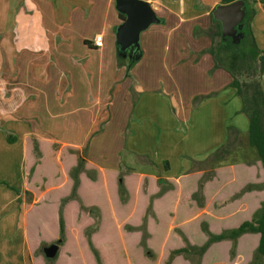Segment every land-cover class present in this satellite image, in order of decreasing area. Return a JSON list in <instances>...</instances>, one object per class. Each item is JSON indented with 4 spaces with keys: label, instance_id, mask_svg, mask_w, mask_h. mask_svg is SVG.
Here are the masks:
<instances>
[{
    "label": "crops",
    "instance_id": "obj_1",
    "mask_svg": "<svg viewBox=\"0 0 264 264\" xmlns=\"http://www.w3.org/2000/svg\"><path fill=\"white\" fill-rule=\"evenodd\" d=\"M146 1L168 12L194 7L202 19L207 13L210 19L213 6L221 3ZM254 1L251 31L257 46L264 50V0ZM120 21L114 0H0V264H31L24 236L25 206L32 203L24 186L25 138L73 145L82 161L123 173L131 171L125 165L130 159L161 155L169 171L170 159L174 160L176 173L187 168L182 157L187 152L188 133L181 131L179 124L185 126L190 117L192 122L197 119L209 124L220 122L221 117L227 124L233 115L231 123L240 132L237 148L242 143L247 146L253 162H245L247 156L229 153L215 161L213 168L258 161L257 151L242 136L248 131V119L239 111L241 101L229 86V73L213 68L205 51L210 39L194 34L196 28H208L211 20L198 21L190 37L182 39L190 49L189 60L196 58L197 62L177 63L189 50L166 46L162 54L150 52V57L165 62L158 68L152 63L143 68L121 65L115 46V27ZM172 24L170 30L178 26ZM153 25L140 34L143 45L150 42L157 46L162 37L168 45L172 43L175 36L165 34L162 28L153 29ZM151 30L158 34L147 36ZM98 34L102 36L100 47L93 43ZM141 47L136 62L145 58ZM170 58L172 65H167ZM261 78L264 87V71ZM196 96L200 100L193 107ZM225 140L226 135L216 136L213 147L205 142L203 151L194 149L190 154L210 157V149Z\"/></svg>",
    "mask_w": 264,
    "mask_h": 264
},
{
    "label": "trees",
    "instance_id": "obj_2",
    "mask_svg": "<svg viewBox=\"0 0 264 264\" xmlns=\"http://www.w3.org/2000/svg\"><path fill=\"white\" fill-rule=\"evenodd\" d=\"M254 2L245 0L238 45L222 39L220 24L211 14L210 26L196 28L194 34L210 39L205 51L213 68L229 73V86L241 101L239 111L248 119V144L256 149L258 161L213 168L205 182L201 171L181 174L161 191L151 175H120L115 169L80 162L73 145L25 138L24 186L33 201L25 206L24 236L31 264H188L192 252L206 262V256L213 258L219 251L228 256L225 264H264V50L251 31ZM127 62L128 67L134 64ZM239 133L227 127L224 144L209 157L212 167L237 148ZM199 189L205 199L200 206L192 205ZM89 208L99 212L98 220ZM177 220L184 234H176ZM58 239L52 258L39 253Z\"/></svg>",
    "mask_w": 264,
    "mask_h": 264
},
{
    "label": "rangeland",
    "instance_id": "obj_3",
    "mask_svg": "<svg viewBox=\"0 0 264 264\" xmlns=\"http://www.w3.org/2000/svg\"><path fill=\"white\" fill-rule=\"evenodd\" d=\"M152 8L154 9V11L157 13V15L160 18L164 19V21L162 22V25H153L152 28L153 29L162 28L165 34H167V35L170 34L171 37L175 36V38L172 39L173 40L172 43H170L168 45L167 38L164 39L162 37L160 42L157 44V46H155L154 44H150V42H147V44L145 43V45H143L144 44V41H143L144 38L142 37L140 44H141V46H144L145 58L141 62L140 61L134 62V64L131 67H133V66H136L139 68L150 67V63H152V64H154V66H156L158 68L159 67L158 64L160 62H161V64L165 63V62L161 61L159 58L153 59L152 57H150V52H151V54H153L155 52L158 54H162L166 50V46L170 47V50H179L181 52H183V51L186 52V50H187V53H188V50H189L188 55H185L186 58L183 59V57H182V59H180L177 63L185 64V63L189 62L187 64H191V63L197 62L198 59H196V58L193 60H189L190 55H191L190 49H188L189 47L186 46L184 43H182L183 42L182 39H184L187 36L190 37L192 27L194 24H197L198 21L203 20V22L204 21L209 22V20H210L209 16H208L209 14L207 13V15H205V18L202 19L200 16H198L199 12L196 8L194 9V7H192V10L175 11V12H168L166 10L159 9V8L156 9L154 7H152ZM172 23H174L175 25H178V26L176 28H173L170 30V28H172V26H173ZM152 30L147 31L148 33H145V34H147V36H150V37L153 34H158V32H155ZM148 34H150V35H148ZM128 60L129 59L127 57L124 58V60H121L120 61L121 65H123L124 67L125 66L127 67L128 66V64H127ZM168 60H169V64L167 63V65H172L171 64L172 59L170 58V59H167L166 61L168 62ZM173 62H174V60H173ZM160 71L162 73L164 72L163 70H160ZM157 75H159V74H157ZM161 82H163V81H160V83L158 84L159 86L161 85ZM161 92H162V90H160L158 93H159V95L162 96ZM199 100H200L199 96L198 97L196 96L193 98V100L191 102L193 107L199 102ZM192 119L194 120V118H192ZM232 119H234L233 115H231V117H229L227 124H224L221 122V117H220V122L209 124L207 122H204L203 118H201V120L203 122H201L197 119H195L192 122L191 117H190L189 120L187 122H185V126H183L182 123L179 124V126H180L179 129H181V131L184 130V132L188 133V135L186 137L187 138L186 140L188 143L186 145L187 152L182 157V159L185 161V162L184 161L182 162V165L184 167H187L185 170L180 169V170H178V172L175 173L173 168L175 167L176 163L174 162L173 159H170V164L172 166L171 167L172 170L169 171L168 169H166L164 167V164L161 162V160H160L161 155H160V157H157V155H155V154H150V157L147 155H144V156H138V157L135 156L137 159L134 158L133 161H131V159H130V162L125 164L127 166V169L131 170L130 172H127V173H131V172L140 173V172H142L144 174L153 176L155 179V184L157 185V187L159 189H161V191H164L167 188L172 187L171 186L172 183L169 182V179L170 178H177L179 176L177 173L186 174V173L201 171L202 172V178H201L202 182L203 181L205 182V180L211 178L213 175V173H212L213 167H212V164L210 162L211 160H210L209 156L206 157V155L203 156V154H199V155L196 154V156H194L193 154H190V153H192V151H194V149H195V151L199 150L198 152L203 151L204 150L203 145L205 144V142H206V144L209 143L208 144L209 148L213 147L214 146L213 141L216 139V136H219V137L224 136L225 137V135H226V137H227V127L234 125V123H231ZM243 133H242V136L246 137V140H247L246 131H244ZM221 145H222V143L220 145H218L216 148L210 149V153H208L207 155L212 154L217 148L221 147ZM246 148H247V146H246ZM246 148L244 147V145L242 143L241 147L232 150L230 152V154L231 153L233 154L232 157L237 156L239 158L247 156V158H245L244 161L252 163L254 156H251L249 154L247 155ZM251 149L256 150L253 147ZM256 155L258 156L257 152H256ZM77 156H78V152H77ZM80 159H81V157L79 156V160ZM80 162H82V161L80 160ZM80 170H81V167L79 166L76 169L72 170L71 173H72V175H76V174H78V172ZM167 171H169L170 174H168ZM119 173H120V175L127 174V173H123V172H119ZM88 174L92 175L93 173H92V171H88ZM169 175H176V176L167 178ZM27 195H29V194H27ZM120 196H122V198L124 197L123 191H120ZM191 198H192V200H191L192 205H195V203H196V205L200 206V203L203 202V199H205V196H204L203 191H201V189H199L195 193V195H192ZM30 199L32 200V198H30ZM28 204H31V203H28ZM88 212L96 220L99 219V212L95 208H92V209L89 208ZM231 223H234V222H231ZM173 224L176 227H178V229H179V230H176L177 235H178V233L184 234V232H183L184 228L182 226V223H180L177 220ZM183 224L186 225V223H183ZM40 251H42V248L39 250V253H40ZM41 253H43V251ZM228 255H230V254H228ZM150 256H152V257H150ZM149 257L154 258V255H149ZM189 257L191 258V261L188 264H200V263H202V264H225L227 259H228L227 254L222 255L221 251H219V254L213 258L206 256V258H205L206 262L201 258L199 260L198 256L196 254H194L193 252L189 255ZM232 257H233V255H230L231 260L234 258V257L233 258ZM198 260H199V262H198ZM237 260L240 261V259H237ZM101 263L103 264L102 260H101Z\"/></svg>",
    "mask_w": 264,
    "mask_h": 264
},
{
    "label": "water",
    "instance_id": "obj_4",
    "mask_svg": "<svg viewBox=\"0 0 264 264\" xmlns=\"http://www.w3.org/2000/svg\"><path fill=\"white\" fill-rule=\"evenodd\" d=\"M114 8L124 16L115 27L116 51L122 58L127 57L132 64L142 55L140 34L150 25L161 23L162 18L146 0H114ZM210 14L220 24L222 39L229 38L232 44L238 45L243 38L245 0L218 3L213 6ZM60 241L58 239L57 242L43 247L45 257L52 258L55 255Z\"/></svg>",
    "mask_w": 264,
    "mask_h": 264
},
{
    "label": "built area",
    "instance_id": "obj_5",
    "mask_svg": "<svg viewBox=\"0 0 264 264\" xmlns=\"http://www.w3.org/2000/svg\"><path fill=\"white\" fill-rule=\"evenodd\" d=\"M93 43L96 46H99L100 47L102 45V36L100 34L95 35L94 38H93Z\"/></svg>",
    "mask_w": 264,
    "mask_h": 264
}]
</instances>
